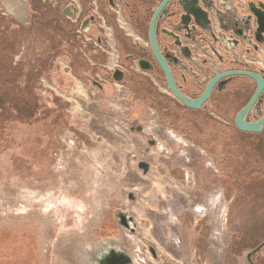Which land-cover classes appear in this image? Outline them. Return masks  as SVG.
I'll return each mask as SVG.
<instances>
[{
  "label": "rangeland",
  "instance_id": "obj_1",
  "mask_svg": "<svg viewBox=\"0 0 264 264\" xmlns=\"http://www.w3.org/2000/svg\"><path fill=\"white\" fill-rule=\"evenodd\" d=\"M1 31L0 264H95L111 245L133 264H246V250L234 256L230 239L254 246L264 236V203L242 185L247 174L218 171L215 149L227 146L206 138L217 129L207 126L203 139L173 128L152 147L105 117L99 94L65 74L67 63L64 79L35 75L53 54L52 30ZM110 96L109 109L129 114L123 94ZM38 99L56 111L29 121Z\"/></svg>",
  "mask_w": 264,
  "mask_h": 264
},
{
  "label": "flooded vegetation",
  "instance_id": "obj_2",
  "mask_svg": "<svg viewBox=\"0 0 264 264\" xmlns=\"http://www.w3.org/2000/svg\"><path fill=\"white\" fill-rule=\"evenodd\" d=\"M163 1L49 0L48 4L75 33L76 50L81 46L82 49L85 46V51L88 48L100 50V54L105 55L106 63H114L111 68L102 66L95 69L101 75H92L91 66L80 70L83 74L90 73L89 78L102 76L103 81L91 78L96 87L91 90L99 94L96 105L103 110L105 117L122 119L129 134L145 135L152 147L158 144L163 134L171 136L173 128H181L188 135L203 139L208 134L207 139L225 141L227 147L215 149L218 171L247 174L249 180H242V185L257 189L251 190L252 198L264 203V197L256 196L258 192L264 193V149L258 151L264 148V126L260 132H248L237 124L238 114L260 86V94L245 115V120L254 122L264 116V0H168L157 17V46L181 93L199 98L209 83L214 81L209 98L199 109L187 106L169 90L166 73L150 42L151 21ZM117 26L132 41L123 42L127 46L124 54L116 46L118 55L115 58L107 42L106 29L112 27L116 31ZM71 57L67 43H63L62 53L56 56L55 61L61 69L63 62L68 64L65 74L80 77L76 66L79 62L73 61L72 64ZM59 73L55 74L59 76ZM247 73L255 74L258 79ZM119 76L121 79H118ZM156 82L169 92L170 97L163 94ZM106 85L113 86L112 95L123 94L124 110L129 114L109 109L111 104L107 99L111 101L114 96L107 94ZM144 85L152 91V100L148 103L151 111L143 110L136 101L137 96L144 92ZM49 103L55 107L52 102ZM142 114L145 115L144 121ZM153 125H161L163 131L158 129L157 133H150L148 130L152 131L150 127ZM209 125L217 129L216 132L213 130L214 134H205ZM244 150L249 151L248 156L244 155ZM239 159L245 163V167L238 164ZM149 166L145 163L139 165L145 171ZM119 215L123 226L128 225L122 210ZM230 240L229 247L234 256L243 248L246 250V264H264V236L254 246L244 244L238 235ZM123 252L126 251L111 245L101 255L110 254L109 258L121 260Z\"/></svg>",
  "mask_w": 264,
  "mask_h": 264
},
{
  "label": "crops",
  "instance_id": "obj_3",
  "mask_svg": "<svg viewBox=\"0 0 264 264\" xmlns=\"http://www.w3.org/2000/svg\"><path fill=\"white\" fill-rule=\"evenodd\" d=\"M48 3L49 0H0V29L2 30L1 33L7 35L10 32L12 33V30L14 28H39L47 33L49 32L48 30H52L54 34V37L52 38V45L54 48L53 54L51 55V58L47 59L45 65H39L36 69H34L36 70L35 75L37 77L43 75L50 77L52 76V74L60 72V76L64 79L65 75L61 67L57 66L55 58L57 55L62 53V44L67 43L68 50L72 55L70 59L71 63L73 64V61L79 62L76 64V66L78 68L80 77L75 76L74 81L85 82L86 85H89L92 89H95L96 87L93 85V81L91 78L94 77L95 79L103 81L101 80L102 76H92L89 78L88 74L90 73L83 74L80 72V70L83 71V67L87 68L88 66H91L93 69L92 75H97L100 73L95 69H101L103 67L111 68L113 67L114 63H106L107 61L105 59V55L100 54V50L88 48L85 51L83 50L85 46H83V49L82 46H77L78 50H76L74 41L77 39V37L75 33L71 31V28H69V26L66 25L65 22H63L61 15L57 13L54 7ZM1 9L6 13H2L3 11ZM121 24L123 26L122 20H120V25ZM115 29L116 31L112 27H107L106 34L107 42L112 47L115 58H117L118 51L116 50V46L119 47L122 54H124L127 52V46L126 44H123V42L127 41L126 43H130L132 40H128L124 35V31L118 26ZM75 43H77V41ZM63 83L65 84V86H68V83H65V80ZM156 84L158 85L159 89L163 92V94L168 96L169 92L164 87L160 86L157 82ZM143 87L144 88L142 89L144 90V92L137 96L136 101L140 103V106L143 110L148 109L151 111V107L150 105H148V103L150 100H152V97H150L152 95V91L146 85H144ZM79 88H81V91H79ZM105 90L107 91V94H111L113 93V86L106 85ZM77 91L79 93L83 91L81 84L78 86ZM141 117L144 121L145 115L142 114ZM138 173L140 174V171Z\"/></svg>",
  "mask_w": 264,
  "mask_h": 264
},
{
  "label": "water",
  "instance_id": "obj_4",
  "mask_svg": "<svg viewBox=\"0 0 264 264\" xmlns=\"http://www.w3.org/2000/svg\"><path fill=\"white\" fill-rule=\"evenodd\" d=\"M168 0H164L158 10L156 11L155 15L153 16V19L151 21L150 25V42L157 54V57L159 61L162 64V67L166 73L167 76V82H168V88L169 90L181 101H183L187 106L194 108V109H199L202 107V105L206 102V100L209 98L211 91H212V85L214 81H211L209 85L207 86L205 92L199 97V98H191L183 93L178 89V87L175 84V81L172 77L169 65L167 64V61L163 58V56L160 53V50L157 46L156 38H155V26H156V20L157 17L159 16L160 12L163 10L165 5L167 4ZM119 73L121 71H118ZM249 76L252 78L258 79V77L255 74L252 73H247ZM118 79H121L120 76ZM261 86L258 88V90L255 92V94L252 96L251 100L249 103L240 111L237 117V124L240 129L248 132H260L264 126V116L261 117L259 120L254 121V122H247L245 120V115L251 110L252 106L254 105L256 99L258 98L260 94ZM142 167V166H141ZM147 169V168H145ZM112 252V251H111ZM113 253V252H112ZM97 256V259L95 260V264H131L132 259L127 254L126 252H123L121 255H123L121 260H118V258H109L110 254L106 255H101ZM102 256V257H101ZM101 257V258H99Z\"/></svg>",
  "mask_w": 264,
  "mask_h": 264
},
{
  "label": "trees",
  "instance_id": "obj_5",
  "mask_svg": "<svg viewBox=\"0 0 264 264\" xmlns=\"http://www.w3.org/2000/svg\"><path fill=\"white\" fill-rule=\"evenodd\" d=\"M37 86L39 85L38 83L36 84ZM37 89V88H36ZM37 92V95L39 96V98H40V96L41 95H39L38 94V91H36ZM34 95H35V100H36V93H34ZM41 99H38L37 101H36V108L32 111V113L30 114V116H29V114H28V117L26 118L27 120H29V121H35L37 118H39V117H41V116H46L47 115V113H48V115L47 116H49L50 115V113L49 112H55L56 110L54 109V107H51V104L49 105V104H47V103H43L42 101H40ZM37 105L39 106V107H37ZM50 107V108H49ZM16 109V108H15ZM15 109H13L12 110V112L14 113V112H16V114H20V112H18L17 111V109L15 110ZM0 112L1 113H4L5 111L4 110H0ZM32 116V117H31ZM21 117V116H20ZM60 117H61V115H57L56 116V118L53 120L54 122H56V121H59V119H60ZM62 117H63V115H62ZM62 119V118H61ZM64 120V119H63ZM3 121H5V119L3 120Z\"/></svg>",
  "mask_w": 264,
  "mask_h": 264
},
{
  "label": "bare ground",
  "instance_id": "obj_6",
  "mask_svg": "<svg viewBox=\"0 0 264 264\" xmlns=\"http://www.w3.org/2000/svg\"><path fill=\"white\" fill-rule=\"evenodd\" d=\"M245 139V138H244ZM250 139H252L251 137H250ZM234 146V145H233ZM231 148V147H230Z\"/></svg>",
  "mask_w": 264,
  "mask_h": 264
}]
</instances>
